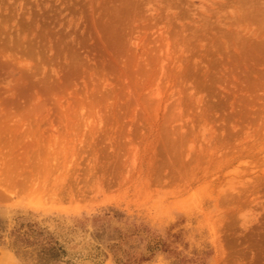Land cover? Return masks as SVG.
I'll use <instances>...</instances> for the list:
<instances>
[{
	"label": "rangeland",
	"instance_id": "374dc122",
	"mask_svg": "<svg viewBox=\"0 0 264 264\" xmlns=\"http://www.w3.org/2000/svg\"><path fill=\"white\" fill-rule=\"evenodd\" d=\"M0 220V264H36L20 223L74 264H115L98 228L264 264V0H0Z\"/></svg>",
	"mask_w": 264,
	"mask_h": 264
},
{
	"label": "trees",
	"instance_id": "16d2710c",
	"mask_svg": "<svg viewBox=\"0 0 264 264\" xmlns=\"http://www.w3.org/2000/svg\"><path fill=\"white\" fill-rule=\"evenodd\" d=\"M94 221L97 220L95 219ZM97 227L102 226L99 225ZM98 229L101 231L91 233L90 235L91 240L94 242L92 246L95 251L104 254L100 248L101 245L112 254L115 264H132L135 262V259H131V256L121 249L120 240L123 239V235L119 231L115 229L110 230L109 228ZM5 231L3 221L0 220V241ZM114 232L118 234L117 239L113 237ZM10 236L13 238L12 246L15 248V251L17 253L29 254L33 257L36 264H74L65 247L66 241L61 240L34 223H20L17 228L10 232ZM156 245L153 247L149 246L148 249H154ZM118 251L120 252L119 256L117 254ZM176 264H184V261L180 259Z\"/></svg>",
	"mask_w": 264,
	"mask_h": 264
}]
</instances>
